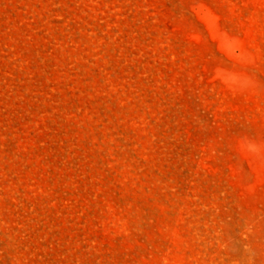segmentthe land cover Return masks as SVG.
Here are the masks:
<instances>
[{
    "label": "rangeland",
    "instance_id": "1",
    "mask_svg": "<svg viewBox=\"0 0 264 264\" xmlns=\"http://www.w3.org/2000/svg\"><path fill=\"white\" fill-rule=\"evenodd\" d=\"M0 264H264V0H0Z\"/></svg>",
    "mask_w": 264,
    "mask_h": 264
}]
</instances>
